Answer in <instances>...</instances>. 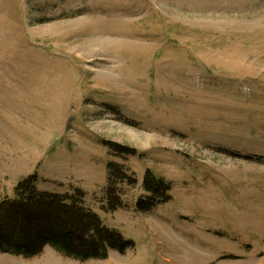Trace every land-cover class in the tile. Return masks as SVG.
Listing matches in <instances>:
<instances>
[{
	"label": "rangeland",
	"instance_id": "obj_1",
	"mask_svg": "<svg viewBox=\"0 0 264 264\" xmlns=\"http://www.w3.org/2000/svg\"><path fill=\"white\" fill-rule=\"evenodd\" d=\"M31 176L132 246L0 264H264V0H0V203Z\"/></svg>",
	"mask_w": 264,
	"mask_h": 264
},
{
	"label": "trees",
	"instance_id": "obj_2",
	"mask_svg": "<svg viewBox=\"0 0 264 264\" xmlns=\"http://www.w3.org/2000/svg\"><path fill=\"white\" fill-rule=\"evenodd\" d=\"M117 148V147H116ZM118 150L135 153L118 146ZM109 195L121 205L116 187L126 180H137L110 163ZM35 176L16 186V198L0 203V253H10L31 259L51 247L62 255L85 262L106 259L110 251L124 253L132 242L119 231L103 225L99 215L86 207L78 195L39 191ZM148 197L138 200L139 211H149L171 199V184L148 171L143 183ZM233 257V256H231Z\"/></svg>",
	"mask_w": 264,
	"mask_h": 264
},
{
	"label": "crops",
	"instance_id": "obj_3",
	"mask_svg": "<svg viewBox=\"0 0 264 264\" xmlns=\"http://www.w3.org/2000/svg\"><path fill=\"white\" fill-rule=\"evenodd\" d=\"M11 255V254H10ZM15 256H17V255H15ZM20 257H22V256H20ZM23 258V257H22ZM25 259V258H24ZM27 260H30V259H27Z\"/></svg>",
	"mask_w": 264,
	"mask_h": 264
}]
</instances>
